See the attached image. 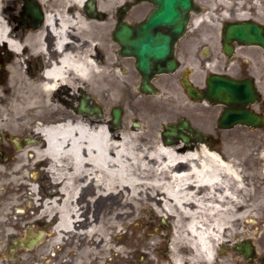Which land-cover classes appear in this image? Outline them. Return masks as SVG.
Wrapping results in <instances>:
<instances>
[{
  "label": "bare ground",
  "instance_id": "6f19581e",
  "mask_svg": "<svg viewBox=\"0 0 264 264\" xmlns=\"http://www.w3.org/2000/svg\"><path fill=\"white\" fill-rule=\"evenodd\" d=\"M12 1L0 0V44L6 46V59L11 60L5 63L0 54V148L4 143L2 134L10 141L28 132L37 141L23 150H13L11 160L0 149V189L11 195L0 204V239L3 233L15 235V212L22 208L23 198L37 196L36 182L46 174L52 178L53 189L44 197L33 198L39 208L36 223L51 227L49 240L35 252L44 258H48V250L55 246L61 249L70 241L67 235L75 233L80 244V254L76 256L79 264L92 263V258L101 263L103 253L110 254L108 264H114V255L126 251L125 237L128 241L147 240L142 234H130L131 228L148 229L147 234H152L149 229L156 223L145 216L144 212L149 211L172 230L171 264L191 262L196 257L213 264L220 258L216 254L218 245L244 235L240 224L250 218L255 223V215L264 205V187L259 192L255 188L257 179L264 180V151L255 162H262V173L256 170L250 176L244 174L241 158L251 154L248 141L225 150L212 142L185 149L181 143L169 144L159 136L161 116L152 108H128L132 122L136 123L139 117L148 118L153 133L146 134L145 130L140 132L130 126L129 120L117 132L104 117L77 114L55 105L62 87L80 85L87 90L92 86L88 79L77 83L71 78L73 67L82 77L89 76V68L77 65L65 53L68 45L86 43V22L79 13L84 0H65L60 13L47 15L38 31L12 27L6 16L15 8L10 6ZM37 1L46 4L48 0ZM51 50L60 55L59 62H51ZM27 52L35 57L45 56L50 66L43 74L36 73L32 66H24ZM109 67L106 65L103 70ZM107 86L105 83L104 90ZM112 92L108 99L104 95L96 99L103 105H116L115 100L120 99ZM183 95L186 101L182 97L180 101L189 109L210 108L206 100L195 101L185 92ZM140 97L139 103L148 101V97ZM167 99L160 94L152 102L164 104ZM51 105L55 108L43 110ZM137 126L141 124L138 122ZM207 132L215 139L211 131ZM43 165L46 166L42 168ZM161 237L156 233L148 239L160 242ZM185 238L191 243L184 246L190 254L187 258L179 254L177 245Z\"/></svg>",
  "mask_w": 264,
  "mask_h": 264
},
{
  "label": "flooded vegetation",
  "instance_id": "af4514ba",
  "mask_svg": "<svg viewBox=\"0 0 264 264\" xmlns=\"http://www.w3.org/2000/svg\"><path fill=\"white\" fill-rule=\"evenodd\" d=\"M167 2L171 3V10L175 12L172 15L181 16L175 17L170 24L151 25L154 14L167 10L168 7L164 5ZM185 2L189 4L187 8L184 7ZM39 6L41 8L40 15L43 18L41 27L34 31H38L44 26L47 15L59 14V10L65 6V0H48L46 4L39 3ZM79 10L83 21L86 22V26H83V30H86V43L68 45L65 50L73 62L89 68L88 77H82L75 67L71 69V78L77 83L82 82V79H88L89 81H87L91 84L102 80L106 71L103 69L107 65L110 66L107 69L108 73L115 74V77L119 75L124 78H136L139 81L138 90L141 93L142 75L137 70V58L124 54V51L136 50L144 40L149 41L144 31V27L147 26L148 34L154 39L152 45H162L161 42L166 40V45L174 49L173 58L178 62V68L173 73L150 74L154 90L158 92L170 91L169 88L156 84L157 81L168 78L179 81L186 94L188 92L185 84L191 88L203 90L211 73H218L238 81L253 80L261 92L264 90L261 80L264 75V49L259 45H241L234 40L229 41V51H226L223 45L224 34L229 30L228 26L237 22L256 24L264 37V0H84ZM23 14L21 11L18 17H13L14 20L20 22ZM184 15L187 16L186 23ZM218 19H222V21L216 27ZM124 26L130 33L122 31ZM97 27H103L104 32L96 37L93 32ZM16 30L29 31L23 27H18ZM124 39L132 43H121V40ZM42 55L33 56V62L27 60L29 65L35 66L36 73L39 72V74H43L50 66L46 63L45 56ZM54 61L59 62L60 55L55 50H51V62ZM92 87L90 86L87 90H83L84 88L80 85L72 88L62 87L57 93L59 104L64 110L79 114V102L88 95L91 99L93 112L87 115L103 118V103L96 99L101 96L100 88L92 91ZM209 106L215 107L212 104ZM98 107L102 112L101 117L97 116L94 111ZM258 110L264 114V102L259 105ZM182 119L187 118L183 117ZM216 128L220 130L217 123ZM181 133L189 137V142L185 143L182 139L175 137L172 143H181L185 149L194 148L196 144L205 142L218 145V141L212 140L208 135H204L202 140H198L185 130H182ZM261 232L259 230L248 232L222 242L216 249V254L219 257L221 254L225 255L226 258L220 257L213 264H263L264 231L263 235ZM70 235L72 238L68 247L64 249L51 248L46 253L48 257L46 261H34L32 264H79L76 256L80 254L77 247H80V244H77L75 238L72 240L75 233H70ZM50 236L51 227L47 232H44L43 239L34 245L32 251L38 252ZM163 251L166 252L164 258L166 264H171L172 245L170 240L165 243ZM178 252L180 255L183 254L180 249ZM92 261V263L88 261V264H103L98 263L94 258ZM11 263L16 264L15 261Z\"/></svg>",
  "mask_w": 264,
  "mask_h": 264
},
{
  "label": "rangeland",
  "instance_id": "374dc122",
  "mask_svg": "<svg viewBox=\"0 0 264 264\" xmlns=\"http://www.w3.org/2000/svg\"><path fill=\"white\" fill-rule=\"evenodd\" d=\"M15 3V5H14ZM23 2L21 0H13L12 3H10V6H14L15 8L11 9L7 14V20H9L12 24L13 28H16L18 26V23L14 20L13 17H18L19 13L22 11ZM222 19H218L216 22V27H218L219 22H221ZM103 27H97L94 29L93 35L98 36L100 33H103ZM4 45L0 44V54L3 58L6 57V50ZM33 55L28 52L26 55V59L24 62V66L28 67L27 60L33 62ZM6 59L5 63L10 62ZM32 66L33 69L35 66L33 64L29 65V67ZM25 67V68H26ZM107 71V70H106ZM104 73V78L98 82H95L92 84V91H96L100 88L101 96L104 95L105 99H108L109 96H111V93H114L112 91H115V97L117 99H120V101L115 100L116 105H113V103L104 104V118L107 119V121H112L111 112L113 106H120L124 110V116H123V126H126L127 120L128 124L130 126H134V122H132L130 119H128V108L129 105L135 106L138 109L144 110L152 108L156 110V114H160L161 118H159L160 125L158 126L161 132L159 133V136L162 135L163 131V123H171L178 120V118H187L190 120L191 124L200 128L201 130L205 131H211L213 137L218 141V147L221 150H225L226 148L230 147H236L241 144H243L245 141H248L247 144H249V153L250 156H241L242 165L244 169V174L246 175H254L255 171H259V173H262V162L256 164V160L259 158V155L262 151H264V129H250L243 126H238L232 130H218L216 128V122L221 112V107H213L208 108L206 110H198V109H189L188 107H185L184 102L180 101V97H182L185 100V96L183 95V89L181 85L179 84V81L175 80L174 78H168V79H161L156 82L157 85L161 87L169 88L170 91H161L158 95H145L139 92L138 85L139 81L134 77H120L119 75L115 77V74H110L108 71ZM117 73V72H116ZM262 86L264 87V75L262 77ZM112 82H115V88H112ZM108 83L107 89L104 90V84ZM120 83V84H119ZM127 84H130V86H125ZM104 87V88H103ZM263 98H264V90H262ZM164 95V97L168 98L164 104H157L152 102V98ZM140 95H143L145 97H148V101L145 103H139L138 99L141 98ZM100 96V97H101ZM134 96V97H132ZM132 97V98H129ZM186 101V100H185ZM57 106L60 104L58 101H55ZM61 106V105H60ZM54 109L55 107L51 105L50 107H43V110H49ZM255 109H259V105L255 106ZM259 111V110H258ZM139 115L140 112H139ZM139 117V116H138ZM148 118H142L139 117V119L136 122H139L141 124V127L134 128L136 130H139L140 132L146 131V134L153 133L150 126H148L147 122ZM3 137V145L1 146V150L8 155V158L10 160L13 157V140L10 139V141L7 139L5 134H2ZM30 137L31 139L35 140V137L31 136L28 132H23V134L19 137H14L15 139H22ZM36 143V141H35ZM252 143V144H251ZM34 144V143H33ZM16 151V150H15ZM20 151V150H17ZM253 152V154H252ZM46 165H43L42 168H44ZM37 168V172H38ZM40 180L36 182L37 186V196L30 195L28 198H23L22 205L20 209H17L18 213V224L15 229V235L10 237L7 233L2 234V240L0 239V264H15L11 262H16V264H32L34 261H46V257L44 258L42 255L33 252L32 250H18L13 253V257L9 255V250L13 247L14 243L16 241L26 240V237L29 236V234L32 232V228L34 232H38L39 230H49V227L40 226L36 223V216L38 215V204L34 197L42 196L44 197V193L51 191L53 188L51 187V184L53 181L50 179V177L47 175L40 176ZM7 183L8 180H5ZM255 188L257 192L262 191L264 187V180L257 179L255 181ZM5 187H8V184L5 185ZM24 192V191H23ZM26 192V191H25ZM8 197L10 198L11 195H8L7 193L4 194V190L0 189V204H4L7 202ZM16 197V195H14ZM31 198V199H30ZM245 198V197H244ZM3 202V203H2ZM32 205H29L30 203ZM35 203V204H34ZM258 214L255 215V223L252 222L253 218H250L248 221H242L240 225H242L241 230L245 231L244 234H247L248 232L253 231H264V205L263 207L257 212ZM145 216L148 218L149 222L156 223V227L149 229L153 235L156 233H159L162 237L160 242H151L148 238H150V234H147L148 229H135L131 228L129 230V233L135 232L137 235H143L145 236L144 239L147 240H127L126 237L123 239V245L125 246V253L122 255H114L115 264H166L165 262V256L166 252L163 251V247L165 246V238H170L171 236V229L164 224L163 220L161 218L156 219L154 218L149 211L144 212ZM254 216V215H253ZM168 221L171 223L172 219H168ZM48 229V230H47ZM236 230V229H235ZM128 233V234H129ZM192 235V232H187ZM127 234V235H128ZM240 234V233H238ZM148 236V237H147ZM165 237V238H164ZM67 238L70 240L72 237L71 235H67ZM75 237H73L72 240H74ZM67 239V240H68ZM76 239V238H75ZM68 241L66 245H64L62 248H66L69 246ZM75 243V241H72ZM178 248L182 250L183 256L187 258L190 256L188 253V246H191L190 239L185 238V240H181L177 242ZM187 245L186 247H184ZM54 247V246H53ZM55 248H57L55 246ZM73 249V248H72ZM26 251V253H24ZM110 254H104L103 253V259L101 260V263L108 264L107 259L109 258ZM29 257L30 259L24 260L23 257ZM220 257L226 258L225 255H220ZM100 261V260H99ZM201 262H206L203 258L196 257L194 262L192 261V264H198Z\"/></svg>",
  "mask_w": 264,
  "mask_h": 264
},
{
  "label": "water",
  "instance_id": "95a60500",
  "mask_svg": "<svg viewBox=\"0 0 264 264\" xmlns=\"http://www.w3.org/2000/svg\"><path fill=\"white\" fill-rule=\"evenodd\" d=\"M185 7H188V3H184ZM171 10H168V15L164 13H157L153 17V23L167 22L171 23L177 15H172ZM40 9L35 0H26L24 7V18L25 20L29 18L31 24L29 27L36 29L40 26L42 20V15H40ZM246 28L253 31L246 32ZM125 31L127 30L124 27ZM225 38H232L240 43L247 44H260L264 47V40L261 37L257 26L248 25L245 23H236L229 27V31L225 34ZM165 46H150L148 44H143L139 50L125 51L126 54L134 55L139 60L137 63V68L139 72L143 75V81L141 84V90L146 94H155L156 91L151 88L150 81L146 75L152 72L153 69L157 72L163 71H173L176 69L177 64L173 59H170L166 67L156 66L159 65L160 61H165L166 58H171L173 51L166 47L167 41L163 42ZM225 48L227 49V43L225 42ZM189 94L195 100L206 99L213 104H221L226 107L219 118V126L223 129H232L238 125H243L253 129H263L264 128V116L260 115L254 110L249 109L251 104H256L261 101V95L253 81H236L229 78H224L223 76L212 74L207 79V87L201 93L198 90L189 89ZM89 97H84L81 100L79 106V112L81 113H92L93 107L89 106ZM99 116H101V111L99 109L94 110ZM123 109L121 107H116L112 111L113 116V129L119 130L122 128V117ZM186 129L190 132L196 134V137L201 139V132L196 129L189 127L186 123L176 124H166L164 137L167 138L166 141L170 142L175 137H180L185 142H189V138L181 134V129ZM18 145V143H16ZM42 236V235H41ZM35 244L34 241H30L27 246L31 247ZM19 246H25V244H19ZM264 264V263H263Z\"/></svg>",
  "mask_w": 264,
  "mask_h": 264
}]
</instances>
